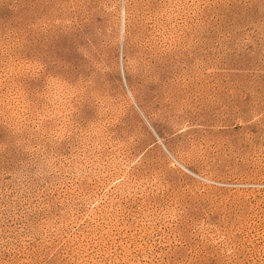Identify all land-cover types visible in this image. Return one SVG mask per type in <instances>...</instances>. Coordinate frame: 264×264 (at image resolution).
Here are the masks:
<instances>
[{
    "label": "rangeland",
    "instance_id": "374dc122",
    "mask_svg": "<svg viewBox=\"0 0 264 264\" xmlns=\"http://www.w3.org/2000/svg\"><path fill=\"white\" fill-rule=\"evenodd\" d=\"M0 264H264V0H0Z\"/></svg>",
    "mask_w": 264,
    "mask_h": 264
}]
</instances>
